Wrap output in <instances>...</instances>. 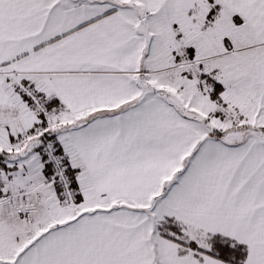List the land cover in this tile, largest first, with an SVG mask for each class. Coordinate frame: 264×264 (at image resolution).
Listing matches in <instances>:
<instances>
[{
  "label": "snow or ice",
  "instance_id": "obj_1",
  "mask_svg": "<svg viewBox=\"0 0 264 264\" xmlns=\"http://www.w3.org/2000/svg\"><path fill=\"white\" fill-rule=\"evenodd\" d=\"M0 264H264V0H0Z\"/></svg>",
  "mask_w": 264,
  "mask_h": 264
}]
</instances>
